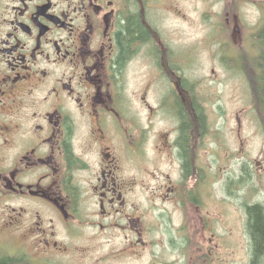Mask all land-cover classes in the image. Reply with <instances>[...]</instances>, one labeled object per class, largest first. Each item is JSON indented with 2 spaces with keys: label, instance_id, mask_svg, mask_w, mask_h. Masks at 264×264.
I'll return each mask as SVG.
<instances>
[{
  "label": "flooded vegetation",
  "instance_id": "af4514ba",
  "mask_svg": "<svg viewBox=\"0 0 264 264\" xmlns=\"http://www.w3.org/2000/svg\"><path fill=\"white\" fill-rule=\"evenodd\" d=\"M226 1L199 50L237 73L264 138V0ZM168 13L0 0V264H264V174L239 133L217 160Z\"/></svg>",
  "mask_w": 264,
  "mask_h": 264
},
{
  "label": "rangeland",
  "instance_id": "374dc122",
  "mask_svg": "<svg viewBox=\"0 0 264 264\" xmlns=\"http://www.w3.org/2000/svg\"><path fill=\"white\" fill-rule=\"evenodd\" d=\"M167 4L169 13L166 27L169 52L183 56L180 58L177 55L179 59L174 57L172 62L182 63L180 68L184 77L199 85L196 89L198 100L206 116L215 122L220 136V140L216 142L217 153L221 154V157L216 156L217 160L224 163L227 160L226 155L230 153H233L230 157L233 160L240 157L234 151H226L231 149L233 138L238 139L239 133L241 144H244L243 152L248 154L258 174L260 171L264 174V138L257 125L255 107L250 102L247 87L240 86L237 73L228 72L226 61L209 60L206 55L201 54L203 48L199 50V44L203 42L208 32L206 26L210 23L209 15L217 13L219 20L224 21L227 1L167 0ZM231 76H234L235 81ZM141 80L142 78L137 77L136 83L139 84ZM233 148L237 149V147ZM261 180H264L263 176ZM261 191L263 193V190ZM233 226L237 229L236 223H233ZM236 234L239 235L233 232L234 236ZM239 236L242 239L241 234ZM144 262L145 256L137 260L136 264H144Z\"/></svg>",
  "mask_w": 264,
  "mask_h": 264
},
{
  "label": "trees",
  "instance_id": "16d2710c",
  "mask_svg": "<svg viewBox=\"0 0 264 264\" xmlns=\"http://www.w3.org/2000/svg\"><path fill=\"white\" fill-rule=\"evenodd\" d=\"M255 216H258L257 214ZM254 224V240L257 248H264V226L262 225L259 217H255Z\"/></svg>",
  "mask_w": 264,
  "mask_h": 264
}]
</instances>
